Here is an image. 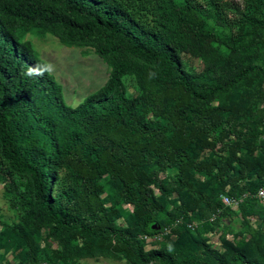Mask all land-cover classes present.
Returning <instances> with one entry per match:
<instances>
[{
	"label": "trees",
	"instance_id": "16d2710c",
	"mask_svg": "<svg viewBox=\"0 0 264 264\" xmlns=\"http://www.w3.org/2000/svg\"><path fill=\"white\" fill-rule=\"evenodd\" d=\"M28 34L105 83L68 105ZM0 183V264H264V0H0Z\"/></svg>",
	"mask_w": 264,
	"mask_h": 264
},
{
	"label": "rangeland",
	"instance_id": "374dc122",
	"mask_svg": "<svg viewBox=\"0 0 264 264\" xmlns=\"http://www.w3.org/2000/svg\"><path fill=\"white\" fill-rule=\"evenodd\" d=\"M25 39L31 41L40 58L46 62L49 72L62 86L64 101L68 105L77 106L89 93L105 83L109 67L92 50H88V53L84 54V49L64 46L49 34L42 39L28 34ZM183 60L188 68L195 71H200L204 67L202 61L188 54L183 55ZM128 85L131 89L130 81H128ZM3 180L2 178L1 182ZM0 215L10 218H13L14 215L8 209L4 200L1 183ZM209 237L214 242L218 241V234H210ZM152 241H158V239H146V242ZM80 264H126V262L125 260L99 257L96 259H83Z\"/></svg>",
	"mask_w": 264,
	"mask_h": 264
},
{
	"label": "built area",
	"instance_id": "2783aa9c",
	"mask_svg": "<svg viewBox=\"0 0 264 264\" xmlns=\"http://www.w3.org/2000/svg\"><path fill=\"white\" fill-rule=\"evenodd\" d=\"M255 198H257L261 203L264 204V187H260L256 193H255ZM242 198H234L230 197L228 195H222L221 196V201L224 205L230 206V207H236L239 202L241 201ZM215 217V214H212L211 219ZM144 239H148L150 237L148 236H143Z\"/></svg>",
	"mask_w": 264,
	"mask_h": 264
},
{
	"label": "water",
	"instance_id": "95a60500",
	"mask_svg": "<svg viewBox=\"0 0 264 264\" xmlns=\"http://www.w3.org/2000/svg\"><path fill=\"white\" fill-rule=\"evenodd\" d=\"M152 227L154 228V225ZM157 228H159V226H157Z\"/></svg>",
	"mask_w": 264,
	"mask_h": 264
}]
</instances>
